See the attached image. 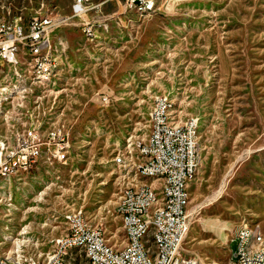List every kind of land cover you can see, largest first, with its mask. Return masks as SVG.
Listing matches in <instances>:
<instances>
[{"label":"rangeland","instance_id":"rangeland-1","mask_svg":"<svg viewBox=\"0 0 264 264\" xmlns=\"http://www.w3.org/2000/svg\"><path fill=\"white\" fill-rule=\"evenodd\" d=\"M73 2L0 0V17H52L59 24L49 43L65 47L40 82L55 87L16 79L0 90V141L35 117L43 129L63 125L71 143L69 162L14 177L21 182L9 200L0 185V256L41 258L63 233L71 203L108 243L122 235L114 207L126 170L113 157L126 153L128 135L148 132L146 111L159 94L177 121H197L200 166L189 184L183 250L199 264H230L242 223L264 237V0H157L143 17L123 12L120 0H89L83 20L94 24L93 42Z\"/></svg>","mask_w":264,"mask_h":264},{"label":"built area","instance_id":"built-area-1","mask_svg":"<svg viewBox=\"0 0 264 264\" xmlns=\"http://www.w3.org/2000/svg\"><path fill=\"white\" fill-rule=\"evenodd\" d=\"M120 1L123 12L136 15L138 8L146 7L149 2ZM88 2L74 0L73 16L83 20ZM163 2L160 0V5ZM58 24L49 15H34L26 22L21 18L0 17V90L16 79L28 80V87H55L32 80L31 72L54 74L52 64L56 59H63V43L54 47L49 43L50 33ZM82 27L86 40L93 42L94 24L83 20ZM24 52H32V60H25ZM16 99L19 96L13 98L12 104ZM100 100L106 103L108 97L102 95ZM34 103L33 114L40 105L38 101ZM146 112L152 116L150 142L142 143L141 135L137 154L126 155L123 147L113 157V160H120L118 170L121 173L126 163H135L137 168L144 170V179H137L133 188L127 190L126 207L115 213L120 224L128 225V235H117L113 243H106L102 226L91 225L84 211L71 203L63 215V233L52 241L50 250L41 258L29 257L31 264H74L77 257H83L87 264H93V259H101V264H199L194 255L183 250L185 228L190 227L193 215L189 208V184L195 177H190V165L200 166L195 135L197 121L191 117L190 123L184 126L169 122L168 113L174 111L166 108V97L159 94L152 96ZM29 116L31 119L35 115ZM33 118L29 124L26 121L22 129L0 141V185L6 186L4 196L7 200L11 198L13 183L21 182L14 180L15 171H23L25 178L39 172L44 165L71 159V143L64 126L43 129ZM6 119H11L9 113L4 115L3 120ZM125 140H129V135ZM141 155H149L147 165H139ZM159 188H166L168 207L165 210H158V202H152V194L159 193ZM248 225L242 223L230 240L235 246L230 247L229 260H238V264H258V258L264 254L260 227L257 240H263V247H257V253H250V246L245 245ZM146 230H153V237H146ZM153 244H160V251H153ZM66 249H73V256H66ZM10 257L18 256H0V264H10Z\"/></svg>","mask_w":264,"mask_h":264},{"label":"bare ground","instance_id":"bare-ground-1","mask_svg":"<svg viewBox=\"0 0 264 264\" xmlns=\"http://www.w3.org/2000/svg\"><path fill=\"white\" fill-rule=\"evenodd\" d=\"M158 4L157 0H149L146 7L138 8V15H150L157 10ZM50 40V37H49ZM25 60H32V52H24ZM56 68V63L52 64V73ZM52 74H46L44 72H31L33 80L45 81L51 77ZM17 88V87H16ZM2 98V97H1ZM166 108L170 109V103L166 100ZM170 111H173L170 109ZM169 122H176V126H184L185 124L190 123V118L185 119L182 122H179L175 119L174 112L168 113ZM148 123V132L142 137V143H149L150 136H152V116L148 113L147 118ZM195 135H197V127L195 126ZM127 141V140H126ZM140 150V138L135 140L129 139L127 141V151L138 153ZM126 151V155H128ZM120 166V160H115ZM149 162V155H141L139 157V165H147ZM199 165H190V177H194ZM126 170V173L122 176L119 181L120 192L116 205L114 207L115 213L121 211L126 207V195L127 190L133 188L134 184L137 183V179H144V170L137 168L135 163H126L125 167H122ZM23 174V171H15L14 177ZM152 202H158V210H165L168 207V199H166V188H159V193L152 194ZM122 235H128V225L121 224ZM189 227L185 228V236L188 232ZM258 225H248V231L245 232V245L250 246V253H257V247H263V240H257ZM103 237L105 238L106 243L107 239L105 237V231L103 230ZM146 237H153V230H146ZM256 243V246H254ZM153 251H160V244H153ZM66 256H73V249H66ZM87 263V261H86ZM10 264H31L29 257H10ZM93 264H101V259H93ZM230 264H238V260H230ZM258 264H264V254H261V257L258 258Z\"/></svg>","mask_w":264,"mask_h":264}]
</instances>
